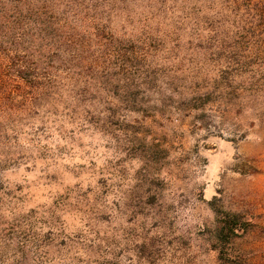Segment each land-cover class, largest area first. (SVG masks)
<instances>
[{
    "label": "rangeland",
    "instance_id": "1",
    "mask_svg": "<svg viewBox=\"0 0 264 264\" xmlns=\"http://www.w3.org/2000/svg\"><path fill=\"white\" fill-rule=\"evenodd\" d=\"M43 1L0 0L5 34L64 41L46 67L24 54L28 95L0 117V264H264V24L236 33L210 0ZM226 212L249 229L222 260Z\"/></svg>",
    "mask_w": 264,
    "mask_h": 264
},
{
    "label": "trees",
    "instance_id": "2",
    "mask_svg": "<svg viewBox=\"0 0 264 264\" xmlns=\"http://www.w3.org/2000/svg\"><path fill=\"white\" fill-rule=\"evenodd\" d=\"M210 2H212L213 4ZM210 2H208L209 5H217L213 10L220 19H222L224 22L233 23V29L236 33H255V29L257 31V28L260 25L264 24V0H221L220 2H217L216 0H210ZM43 3L46 4V6H41L42 12L48 9V5H51L54 9H58L57 6L60 7L59 4L54 2V0H44ZM78 4L81 3L76 2V8L80 7ZM30 5L31 6H28V10H31V12H33L35 6L33 4ZM41 7L37 6V8ZM208 8L212 7L208 6ZM59 9L64 10L65 13H69L68 9H70V11L72 12L71 15L76 13L74 12L71 0H67V3L64 5V7ZM3 15L5 16L4 4L0 3V17L3 18ZM22 21L23 20L21 18L20 20L13 22V32L7 34L4 33L5 21L0 23L2 24L0 27V57H2V54L14 51L15 57L20 58L19 62L14 61L13 57L10 58L12 59L11 62H14L15 65L18 63L17 71L13 67L11 68H13L16 71L17 76L20 77V82H18L13 88L9 89L8 86H5V82L1 79L2 69L0 68V117H2V113L10 111L17 106H21L28 95V92H26L25 90L30 87L28 83L29 81L24 70L21 71L22 69H27V65H22L24 61H26L25 63H27V58L24 57V54L31 57V59L36 61L37 64L39 63L40 66L46 67V65L51 63L52 59L54 58L52 51L64 50V41L61 40L59 36H50L49 33H52L53 31L48 30L47 33L45 31H42L39 34L30 32V35L17 37L14 32L21 28H19L18 25H20ZM46 27L49 28L48 25ZM25 37L27 39H30V42L26 45V47L24 46V43H22L25 41ZM221 63L224 66L226 65V62ZM21 80L23 82H21ZM21 84H23V86ZM35 94L37 95V97H39L43 94V92H36ZM218 222V244L215 247L219 251L220 259L228 260L227 244L232 242L235 238L239 237L241 235V232L247 231L249 229V224L242 222L241 216L239 214L231 212H226L224 216H222V218L218 220Z\"/></svg>",
    "mask_w": 264,
    "mask_h": 264
}]
</instances>
